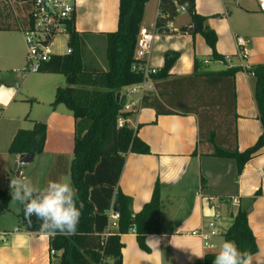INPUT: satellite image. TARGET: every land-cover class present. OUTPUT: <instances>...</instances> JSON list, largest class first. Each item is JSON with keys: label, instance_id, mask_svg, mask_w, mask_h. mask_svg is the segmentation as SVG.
<instances>
[{"label": "crops", "instance_id": "obj_1", "mask_svg": "<svg viewBox=\"0 0 264 264\" xmlns=\"http://www.w3.org/2000/svg\"><path fill=\"white\" fill-rule=\"evenodd\" d=\"M119 3L120 0H77L76 30L90 33L91 36L116 31ZM159 4L160 0H150L146 4L142 28L155 29L159 33L156 28ZM248 7L245 2L242 4L237 0H196V12L207 17L206 24L218 35L217 52L224 58L231 55L230 59L211 58V49L203 36L192 34L194 26L190 25L191 18L181 26H189L186 32L173 28L176 18L164 26L168 32L155 37L147 58L150 65L161 69L166 52L179 51L181 56L171 71L178 76L192 74L196 58L202 62L199 64L200 71L238 68L236 92L240 151L254 145L263 133L254 98L256 78L249 70L264 65V13L259 8ZM144 21L155 23L145 26ZM17 34L16 31H0V46L3 43L9 54L7 68L2 70L0 66L1 165L3 160L4 170L8 173L9 160L12 163L19 161L20 155L10 154L9 146L20 129H32L36 122H45L47 131L43 152L35 154L32 162L25 164L30 165L26 170H22L18 164L17 175L12 178L29 177L38 187H44L47 181L57 179L72 184L70 168L75 119L65 105L53 107L51 102L42 116L29 119L31 128L24 126L33 107L31 105L30 110L25 109L24 104L32 98H38L23 91L18 84L22 77L20 70L26 65L27 52L23 35L17 37ZM238 37L248 41L250 59L246 62L236 56ZM211 65L214 67L210 68ZM59 85L53 83L54 97ZM136 104V109L126 122L129 127L137 130L138 137L149 145L151 153L127 155L119 188L124 195L132 198V210L136 214L150 201L159 183L163 201L162 231L160 234L146 236L149 252L140 248L134 229L123 234V264H205V255L218 252V246L225 241L224 234L240 208L247 212L252 209L248 213V223L258 246V252L250 257L248 264H264V148L237 175L233 159L203 156L199 153L194 155L199 143L196 115L158 116L153 109L142 108L141 100ZM9 156L14 158L9 159ZM12 178L7 177V186L0 182V189L9 188V180ZM228 197L238 198L239 203L227 202ZM7 213L0 216V264H59L58 255L50 254L48 232H28L20 226L17 217H14L12 226L8 227L5 219ZM211 222L216 224L217 235L212 237L213 246L208 248L192 232L206 228ZM116 231L114 229L113 233ZM201 255L203 259L198 258ZM108 264H112V261L108 260Z\"/></svg>", "mask_w": 264, "mask_h": 264}, {"label": "trees", "instance_id": "obj_2", "mask_svg": "<svg viewBox=\"0 0 264 264\" xmlns=\"http://www.w3.org/2000/svg\"><path fill=\"white\" fill-rule=\"evenodd\" d=\"M150 0H120L117 30L100 34L106 39V66H93L85 61L90 33L78 32L74 23L68 40L72 53L52 57L40 69L41 73L62 74L66 86L56 89L52 106L65 105L75 119L73 159L70 177L84 207L72 236L50 235V248L56 251L59 264H123L121 236L134 229L139 246L149 252L145 238L162 231L163 201L159 183L152 197L139 213L132 210V198L119 188L120 177L129 153L148 155L147 143L127 122L119 127L120 117L127 119L131 111L123 112L127 100L126 87L143 80L134 72V55L137 36L143 26L145 6ZM33 0H0V31H21L31 26ZM187 6L193 35L201 34L211 49V58L225 60L217 52V33L207 24V17L196 12V0H160V14L156 28L160 29L179 14L177 8ZM189 26L181 28L182 32ZM181 53L169 50L164 65L152 75L157 93L141 99L142 108H151L159 115L194 114L198 119L199 143L194 151L203 156L233 159L237 175L245 165L264 148V65L252 69L256 78L254 98L259 111L263 133L251 147L238 149V113L236 67L220 71H200L202 62L195 59V70L189 75H174L172 68ZM121 92L120 102L116 94ZM141 126V125H139ZM45 122H36L32 129H20L14 136L9 153L22 155L41 153L46 142ZM20 171V169L18 170ZM10 189H0V216L10 211ZM117 204L120 218L117 231L106 239L103 236L111 207ZM18 222L28 232L44 230L35 217L31 223L23 215L22 205ZM47 232V231H46ZM225 240L233 241L249 257L258 252L254 234L248 223V212L240 208ZM217 253L205 255V264H212Z\"/></svg>", "mask_w": 264, "mask_h": 264}, {"label": "built area", "instance_id": "obj_3", "mask_svg": "<svg viewBox=\"0 0 264 264\" xmlns=\"http://www.w3.org/2000/svg\"><path fill=\"white\" fill-rule=\"evenodd\" d=\"M259 9L264 13V0H258ZM77 7V0H33L31 12V26L21 30L23 35L27 54L26 65L20 70L23 78L28 77L32 73L39 72L41 67L56 56H64L72 53V48L68 45L71 28L74 23L75 11ZM187 11L186 5H180L177 12ZM67 36V41L64 43L66 50L59 53L55 47V40L57 36ZM155 29L148 30L142 28L137 36L136 49L134 55V64L132 70L141 73L143 80L139 83L133 84L125 88V95L127 100L122 109L123 112L134 111L136 103L134 98L139 96L141 99L144 95L150 93H157L156 86L152 75L159 72V68L148 63L147 58L150 56L154 41ZM236 56L242 62L250 59V51L248 48V41L243 37L237 38V52ZM231 55H226L228 60ZM250 74L254 75L252 70ZM126 123V119L120 117L118 120L119 127ZM227 202L239 203L236 197L226 198ZM120 215L113 211V205L109 213L108 226L103 233L106 239L113 230L118 228V220ZM192 234L199 237L205 247H212L211 239L217 235L216 224L209 223L206 228L195 230ZM50 254L55 255L56 251L50 248Z\"/></svg>", "mask_w": 264, "mask_h": 264}, {"label": "clouds", "instance_id": "obj_4", "mask_svg": "<svg viewBox=\"0 0 264 264\" xmlns=\"http://www.w3.org/2000/svg\"><path fill=\"white\" fill-rule=\"evenodd\" d=\"M10 196L22 205L25 219L31 223L35 217L50 235L72 236L77 234L83 201L73 185L64 180H49L44 187L36 186L29 177L9 180ZM203 259V255L198 257ZM251 258L233 241H222L212 264H248Z\"/></svg>", "mask_w": 264, "mask_h": 264}, {"label": "rangeland", "instance_id": "obj_5", "mask_svg": "<svg viewBox=\"0 0 264 264\" xmlns=\"http://www.w3.org/2000/svg\"><path fill=\"white\" fill-rule=\"evenodd\" d=\"M241 2L242 4H247L250 8L258 9V0H237ZM248 7V8H249ZM190 16L187 12H180L179 15L176 17L175 22L173 23V28H177V30L181 31V26L185 25L189 22ZM151 23H155L153 21H150L146 23L144 21L145 26H149ZM18 32V34H17ZM157 32L155 31V34ZM17 37H21L22 33L20 31H16ZM2 35H4L2 33ZM162 36L160 33L156 34V37ZM18 39V38H17ZM67 41V36L60 35L56 37L55 40V47L59 53H62L66 50V47L64 46V43ZM17 46H19V42L17 41ZM26 45V44H25ZM105 45H106V39L101 36H90L88 39V46L87 51L85 53V61L89 64H92L93 66L104 68L106 66V52H105ZM26 52L27 48L24 46ZM7 50L5 49V46L2 43V47L0 46V66L3 68H7V64H9V54L7 55ZM214 67L213 65L210 66V68ZM59 83L60 87L66 86V78L62 74H55L52 75V73H41L36 72L30 74L26 79L22 78L20 76V79L18 81L19 86H21L23 91L29 92L31 96H37L38 99L30 100L28 103L26 102L25 109L28 108L30 110V106L32 105V113H30V116L25 121L26 127H30L29 119L33 118H39L42 116L44 110L46 107H48V104L54 101V90H53V83ZM49 98V99H48ZM141 98L139 96H136L134 98L135 103H139ZM29 112V111H28ZM27 112V113H28ZM26 113V114H27ZM31 128V127H30ZM13 159L14 156H9ZM10 163L7 164V172L4 170V164L5 162L2 160V165L0 161V182H2L3 186H7V177L12 178V176L17 175V171L15 169L16 162L12 163V160H9ZM36 163V160H35ZM2 166V167H1ZM19 167L22 168V170H26L30 167V165L25 164H19ZM1 185V183H0ZM9 185V184H8ZM4 189H9L6 187H1ZM20 212V204L19 202L13 201L10 204V211L6 214L5 219L7 220V226H12V222L14 223L16 215Z\"/></svg>", "mask_w": 264, "mask_h": 264}, {"label": "water", "instance_id": "obj_6", "mask_svg": "<svg viewBox=\"0 0 264 264\" xmlns=\"http://www.w3.org/2000/svg\"><path fill=\"white\" fill-rule=\"evenodd\" d=\"M163 32H168V29L167 28H160L159 29V33H163ZM120 99H121V92H118L116 94V101H117V103L120 102ZM34 156H35V153L34 152L20 155L19 161L16 162L15 169L17 170L18 164H30L32 162V160L34 159ZM251 210H252L251 208L248 209V213H250ZM113 211L114 212H117L118 211V207H117V204L116 203L113 205Z\"/></svg>", "mask_w": 264, "mask_h": 264}]
</instances>
